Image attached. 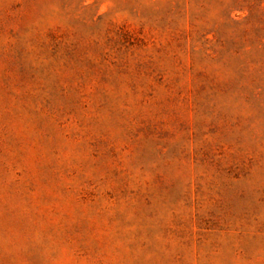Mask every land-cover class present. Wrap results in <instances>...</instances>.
Returning a JSON list of instances; mask_svg holds the SVG:
<instances>
[{"label": "rangeland", "instance_id": "1", "mask_svg": "<svg viewBox=\"0 0 264 264\" xmlns=\"http://www.w3.org/2000/svg\"><path fill=\"white\" fill-rule=\"evenodd\" d=\"M0 264H264V0H0Z\"/></svg>", "mask_w": 264, "mask_h": 264}]
</instances>
